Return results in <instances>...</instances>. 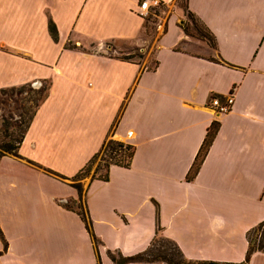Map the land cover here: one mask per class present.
Masks as SVG:
<instances>
[{
    "label": "crops",
    "instance_id": "crops-1",
    "mask_svg": "<svg viewBox=\"0 0 264 264\" xmlns=\"http://www.w3.org/2000/svg\"><path fill=\"white\" fill-rule=\"evenodd\" d=\"M159 1L148 71V56L137 65L100 51L145 41L141 0H0V90L49 85L21 158L0 160V264H114L110 255L135 256L155 238L189 262L244 261L248 232L264 222V0H187L216 39L218 52L202 44L207 57L187 48L177 0ZM231 94V111L215 114L210 100ZM107 138L135 150L128 169L83 183L95 242L58 204L78 193L57 175L73 178ZM247 264H264V253Z\"/></svg>",
    "mask_w": 264,
    "mask_h": 264
},
{
    "label": "trees",
    "instance_id": "trees-1",
    "mask_svg": "<svg viewBox=\"0 0 264 264\" xmlns=\"http://www.w3.org/2000/svg\"><path fill=\"white\" fill-rule=\"evenodd\" d=\"M181 1V0H180ZM185 2L184 12L187 18V23L181 26L185 36H189L191 30L196 31L198 34V39L206 45V47L213 52H218L217 42L213 34L203 25V23L191 12H189L187 7V0H182ZM165 10L164 6L155 13L154 16H151L149 19H144L143 30L144 38L155 39L156 37V25L159 17L161 16L162 11ZM192 27L193 29H191ZM49 32L52 38L57 41V32L53 25L49 26ZM70 46V44H69ZM71 47V46H70ZM121 57H114L117 60L123 62H129L132 64L141 65V61L145 59V54L139 48H130L128 52L118 53ZM221 65H226L227 67L234 68V66L224 62L222 59L219 61L211 60ZM149 69L148 71H153L156 68ZM48 87L46 83L42 84V87L39 89H34L30 85L22 86L17 89H6L0 90V94H5L10 98L13 96H21L22 94H27L28 97L25 99H19L15 101L17 104V110L21 112L19 114V120L14 121L12 117L9 119H3L0 124V160L3 157H15L21 158L19 155V148L23 142L24 136L31 124L33 116L38 109L39 105L45 100L48 94ZM232 95V94H231ZM224 101V98L214 96ZM219 128V123L214 121L211 123L207 129L205 139L194 159V162L189 169V172L186 176V181L191 182L195 179L198 174V171L205 160L207 153L215 139ZM134 147L131 145L124 144L119 141H115L112 138H107L100 150L89 160V162L73 177L70 179L63 178L57 174L58 177L68 180L72 188H74L78 193L77 200H68L65 204L60 206L77 213L82 221L85 223V227L88 230L89 234L95 242H97L95 236L91 231L90 221L87 217V211L83 202V181L88 178L92 167L98 161L99 157L101 160L98 165V175H95L90 179V183L93 181L107 182L110 176V169L112 167H118L123 169H128L131 166V161L134 155ZM49 173L50 170H47ZM0 240L4 243L2 233L0 231ZM248 241V250L245 256L244 261L241 264H247L250 257L257 252L264 253V222L259 224L253 230L249 231L247 234ZM158 243H165L167 249L155 248V245ZM6 244L4 243V248ZM157 249V250H156ZM110 258L114 264H129V263H150V264H222L215 262H189L184 259L179 248L170 240L155 238L151 246L144 252L137 254L132 257H122L120 255H110Z\"/></svg>",
    "mask_w": 264,
    "mask_h": 264
},
{
    "label": "rangeland",
    "instance_id": "rangeland-1",
    "mask_svg": "<svg viewBox=\"0 0 264 264\" xmlns=\"http://www.w3.org/2000/svg\"><path fill=\"white\" fill-rule=\"evenodd\" d=\"M184 5L185 2L184 1H180L177 0V6L180 7L182 10L184 9ZM187 18L185 17V23H187ZM191 29H193L192 27H190ZM186 39L191 42V44L193 45V47L188 44L187 48L190 49L194 54H198L200 56L203 57H207V51L205 50V47H203L202 41H200L198 39V34L196 33V31L191 30L190 35L186 36ZM145 41H140L136 44H131L129 42H124V43H111V44H105L100 50L101 52H104L106 55H108L109 57H121L118 53L120 52H128V49L130 48H139L143 51V53L145 54V58L146 56H148L147 58V62L145 67H148L149 69L154 68V58H153V50H152V43L154 41V39L150 40L147 38H144ZM72 44H70L71 46ZM111 45V46H108ZM69 46V45H68ZM69 46V47H70ZM185 47L184 45L181 47V49L183 50ZM187 49V50H188ZM145 60V59H144ZM144 60L141 61V65H144ZM42 86H40L41 88ZM28 95L27 94H22L21 96H13V97H9L5 94H0V124L3 121V119H9V117H12L14 119V121L19 120V114L21 112H19L17 110V104L15 101H19V99H25L27 98ZM211 101V100H210ZM104 154H102L98 161L94 164V166L92 167V170L88 176V178H86L83 183L84 185H86L90 179H92L93 176L98 175V165L99 162L101 160V157H103ZM59 205H61V202H58ZM160 245H162L161 249H167L166 244L165 243H158L155 245V248L159 249ZM156 249V250H157Z\"/></svg>",
    "mask_w": 264,
    "mask_h": 264
},
{
    "label": "built area",
    "instance_id": "built-area-1",
    "mask_svg": "<svg viewBox=\"0 0 264 264\" xmlns=\"http://www.w3.org/2000/svg\"><path fill=\"white\" fill-rule=\"evenodd\" d=\"M165 7L163 3L159 0H141L138 6V14L143 19H149L151 16H154L155 13L160 9V7ZM164 10L162 11V13ZM234 104L233 95L226 96L224 101L221 102L218 98H212L209 105L210 108L214 110V113L217 115L228 114ZM130 135V134H129ZM61 204H65L67 201H60Z\"/></svg>",
    "mask_w": 264,
    "mask_h": 264
}]
</instances>
